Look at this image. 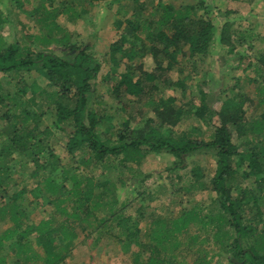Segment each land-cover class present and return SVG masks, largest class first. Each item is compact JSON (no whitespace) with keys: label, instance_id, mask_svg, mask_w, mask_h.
<instances>
[{"label":"trees","instance_id":"16d2710c","mask_svg":"<svg viewBox=\"0 0 264 264\" xmlns=\"http://www.w3.org/2000/svg\"><path fill=\"white\" fill-rule=\"evenodd\" d=\"M45 1L49 6H46ZM53 1L40 0V4L31 12L32 17L43 27V37L36 39L51 43L69 58H62L48 50L35 52L30 47L22 48L18 42L4 43L0 38V74L4 80L9 78L15 87L13 93L6 92L0 81V121L4 124L0 127V198H8L7 180L13 173L12 168L2 162L7 157L14 161L15 156L27 155V152H30L35 164V172L31 176H38L39 170L47 173L41 180L44 183L43 190L37 185L31 193L35 199L41 198L40 205H54V214H60L63 220L52 226L54 216L23 227L21 219L29 218L21 199L24 191L13 194L8 198V202H11L8 215L13 227L0 235V254H10L12 264H25L32 259L40 260L42 264H61L68 257L72 244L77 239V213L90 214L96 209L97 204H91L93 193L108 180L98 182L83 191L75 189L82 181L81 174L68 176V171L59 168L57 176L53 177V170L58 168L54 165L52 168L48 160L39 163L38 151L44 148H47V158L53 157L47 136L57 130L67 136L65 149L72 158H76L75 163L86 155L90 156V164L93 165L121 156L120 163L125 168L127 163L136 164L137 160L133 154L141 156L145 153H164L175 158L178 162L174 166L180 168L183 167L186 157L193 153L214 152L216 164L209 187L216 194L215 203L219 210L228 218H199L195 212H185L169 224L168 221L162 220L163 225H170L172 229L155 232L153 238L145 242L144 234L137 227L140 218H124V204H120L121 201L116 199L112 204L114 209L109 212V219H114L121 231L117 238L121 249L129 252L132 247H136L138 250L131 254L129 264H170L172 258L168 251H173L178 245L172 242L174 235L185 231L190 224L200 223L204 227L214 220L220 226L223 223L228 224L231 229V233L218 236L225 244L223 250L231 254L226 259L218 256L223 262L236 264L233 262L235 260L242 264H264L262 249L253 245L255 238L260 235L254 220L258 218L260 221L261 199L253 196L246 188H236L240 195L238 198L232 197L231 194L232 177L239 172L241 179L254 185L264 196V113L250 122L248 130H245L251 135L247 141L249 148L239 152L238 147L232 143V132L234 127L239 129V123L245 121L243 96L235 97L232 93V97L224 98L219 110H213L205 103V96L200 92L199 104L194 110L192 107L183 106L181 100L174 96L163 95L165 90L175 91L176 88H181L184 97L183 78L172 80L171 72L175 71L181 75L186 67L194 69L195 59L204 57L216 40L223 54H232L236 44L246 42L245 36L232 28L233 22L224 21L217 27L204 0L176 7L163 0H157L148 12L139 0H132L134 7L130 16L124 21L116 22L118 28L121 25L123 28L109 45L108 57L112 67L101 80L102 84L108 85L109 95L117 102L119 112L123 116L119 117L116 131L113 126L110 127L111 130L109 127L103 130L100 124L104 119L110 120V117L97 114V110L90 107L94 92L93 83L98 77L101 64L90 52L89 45L79 43L55 21L59 16L71 21L84 18L87 10L80 9L78 3L92 7L106 0ZM232 13L234 12L225 11L223 16ZM27 38L30 39L29 36ZM146 57H150L154 64V68L148 72L142 71L139 64ZM256 61L263 64V67L256 71L254 80L260 81L262 88L258 91L263 93V96L259 103L264 105V56L260 54ZM136 62L140 65L135 68L139 72L137 77L130 75ZM120 66H123V72L117 73ZM22 72H42L48 81L46 86L49 90L41 88L35 80L28 83L21 77ZM28 92L31 96L27 99ZM41 94H46L52 101V109L48 111L52 122L40 131L37 124L44 112H37L35 107L36 97ZM153 96H158L154 105L151 100ZM126 100L131 104L137 102L147 106L153 105V116L138 121L133 114H125L129 108L125 104ZM192 116L207 127L214 116L217 118L219 124L214 127L210 140L194 138L190 131H173L179 123ZM29 121L33 122V127L25 130ZM100 134L105 135L104 141L99 137ZM259 137L262 138L260 141ZM254 139L258 141L257 144ZM233 157L235 161H232ZM192 173L197 179L202 178L199 170L193 169ZM69 180L74 184L70 189L65 187V182ZM46 193L51 194L50 199L46 197ZM64 194L74 198L64 199ZM34 202L37 205V202ZM67 202L70 204L69 209L65 205ZM118 205L120 207H117ZM248 207L249 210L254 209V218L245 217ZM3 213L7 214L1 211V214ZM139 217L142 215L139 214ZM94 219L97 228L107 222V218L102 216ZM216 230L221 231L218 225ZM29 237L34 240V245L41 250V254L33 251L30 242L26 241ZM168 241L170 243L166 246ZM28 252H31L29 256ZM4 263V259L0 258V264Z\"/></svg>","mask_w":264,"mask_h":264},{"label":"rangeland","instance_id":"374dc122","mask_svg":"<svg viewBox=\"0 0 264 264\" xmlns=\"http://www.w3.org/2000/svg\"><path fill=\"white\" fill-rule=\"evenodd\" d=\"M117 1L115 3L114 0H106L92 7L81 2L78 3L80 9L87 10L84 18L71 21L59 16L55 21L59 27L71 33L79 43L89 45L91 47L90 52L100 62L101 69L93 83L94 92L90 107L96 109L97 114L110 117V120L104 119L100 125L103 130L108 127L111 130L110 127L113 126L114 131L117 129L119 117L122 114L119 112L117 102L109 95L108 85L102 84L101 80L110 72L112 67L108 57L109 45L118 37L120 29L123 28L122 25L118 28L116 22L128 18L134 7L132 0ZM163 1L172 4L173 7L198 2V0ZM139 2L144 5L145 11L148 12L150 7L155 6L157 0H139ZM45 3L46 6H49L47 1ZM204 3L210 10V17L217 27L222 25L224 21L233 22L232 28L241 32L245 36L246 42L236 44L234 52L226 55L223 54L218 40H216L204 57L195 59L196 67L194 69L186 67L181 75L175 71L171 72L170 78L172 80L183 78L184 97L181 88H176L175 91L165 90L163 95L165 97L174 96L177 100H181L183 106L192 107L194 110L198 107L200 92L205 96V103L213 110H219L224 98L232 97V93L235 97L237 95L243 96L245 101L242 104V109L244 110L245 121L239 123V129L233 128L232 143L238 147L239 152L245 151L249 148L247 141L251 136L245 130H248L250 122L264 113V105L259 103L263 93L258 91L262 87L260 81L254 80L256 71L263 67V64L258 63L256 59L260 54L264 56V0H204ZM39 4L40 0H0V38L4 43L18 42L22 48L30 47L35 52L48 50L62 58H69L67 55L61 54L59 49L51 43H44L36 39V37H43L41 30L43 27L36 22L31 12ZM225 11L234 13L223 16ZM26 36H29L30 39ZM139 64H141L142 71L148 72L154 68L150 57H146ZM139 64L135 63L130 71L131 76L137 77L139 75V72L135 70ZM121 72H123V66L117 70V73ZM20 75L28 83L35 80L41 88H48L46 86L48 81L42 72H22ZM8 79L4 80L3 75L0 74V81L4 90L13 93L15 90L14 83ZM30 96L28 92L26 98L28 99ZM157 97H152L153 105L156 103L154 100ZM36 101L35 110L44 112V116L37 124L41 131L52 122L48 114V111L52 109V101L46 94L38 95ZM125 104L129 106L125 114H133L138 121L153 116V105L147 106L137 102L131 104L127 100ZM209 123V127H207L195 116H192L179 123L173 131L176 133L190 131L194 138L208 141L212 138L214 127L218 126L219 122L214 116ZM2 125L4 124L0 121V127ZM25 127V130L31 129L33 122H27ZM47 137L51 146L50 150L53 151V157L47 158V148L38 151L40 154L37 157L39 163L42 164L48 160L51 167L54 165L58 168L53 170V177L57 176L60 169L68 171V176L81 174L83 176L82 181L75 189L83 191L98 182L102 183L108 180L104 186L93 193L91 204H97L96 209L90 214L77 213V239L72 244L68 257L61 264H129L131 254L138 250L136 247H132L129 252H124L121 249V244L117 239L121 231L116 226L115 220L109 219V212L114 209L112 204L116 202V199L121 201L120 204H124L122 210L124 218L130 216L135 220L140 218L137 227L144 234L145 242H149L155 232L172 229L170 225H163L162 220L168 221L169 224L171 220L179 218L185 212H195L199 218H228L219 210L215 203L216 194L209 187V180L214 174L216 164L213 151H201L187 156L183 167L180 168L174 166L178 161L168 154L145 153L141 156L133 154L137 160L136 164L127 163V167L124 168L120 163L121 156L109 158L93 165L90 164V156L86 155L75 163L76 158H72L65 149L67 138L65 134L53 130L51 135ZM99 137L102 141L105 140L104 134H100ZM261 139L259 137L258 141ZM258 141L255 140V143L257 144ZM11 160L12 158L7 157L2 164L13 170L12 175L7 180L8 198L17 192L24 191L21 199L26 206L24 210L28 213L29 218L27 220L21 219L22 226L38 223L40 220L54 216L52 226L62 222V216L54 214V205L50 203L40 205L41 198L35 199L31 193L37 185H39V189L43 190L44 183L41 180L47 175V173L39 170L38 176H31L35 172L31 153L27 152V155L15 156V160ZM232 161H235V157L232 158ZM233 168L234 166H232ZM193 169L199 170L202 178L197 179L192 173ZM73 185L70 180L65 182L66 188L70 189ZM231 185V194L234 198L240 197L236 188H246L250 190L253 196L262 200H259L262 212L260 221L258 218L254 220L257 233L260 235L255 238L256 241L254 240L253 245L255 248L262 249V253H264V196L257 191L254 185H250L248 181L241 179L239 172L233 175ZM50 195V193H46V197L49 199L51 198ZM64 195L62 197L64 199L69 198L71 200L74 198L67 196V194ZM8 198H0V235L13 227L8 215L9 205H11ZM34 201L37 202V205L34 204ZM68 202L65 205L69 209L70 204ZM250 210L248 207L245 211L246 218H254V209ZM1 211L7 214H1ZM139 214L142 217H139ZM99 216L107 218V222L97 228V222L94 218ZM217 225L221 231L216 230ZM227 232L231 233L228 224L223 223L220 226L215 220L204 227L200 223L190 224L185 231L174 235L172 242L178 245L173 251H168L172 258L170 264H228L223 262L221 257H218L223 256L226 259L231 255L223 250L225 244L218 237ZM26 241L30 242L34 252L41 254V250L35 247L31 237ZM169 243L168 241L165 245L168 246ZM225 243L227 245V242ZM30 254L31 252H28V256ZM0 258L4 259V264H12L10 254H0ZM233 262L242 264L235 260ZM25 264H42V262L32 259Z\"/></svg>","mask_w":264,"mask_h":264}]
</instances>
